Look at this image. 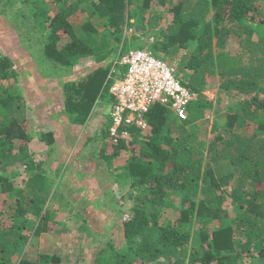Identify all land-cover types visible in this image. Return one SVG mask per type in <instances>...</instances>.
<instances>
[{"label": "trees", "instance_id": "16d2710c", "mask_svg": "<svg viewBox=\"0 0 264 264\" xmlns=\"http://www.w3.org/2000/svg\"><path fill=\"white\" fill-rule=\"evenodd\" d=\"M20 2L33 10L31 21L27 16L23 22L35 37L27 49L42 76L64 80L65 109L74 124H86L99 100L113 101L109 92L112 64L103 63L104 53L98 55L103 35L122 43L124 50L126 29L134 26L147 34L158 32L153 43L133 38L130 46L150 48L168 61L194 45L178 70V76L196 93L188 119L180 121L173 110L156 104L145 115L147 134L129 125L125 127L129 137L114 142L111 118L103 129L100 157L109 163L124 159L116 167L121 169L117 178L128 183L132 205L131 215L122 223V247L107 243L94 264H264V0H142V6L134 0H55L58 11L47 16L38 0H4L0 12L7 16V6ZM154 2L172 15L166 26L163 12L151 9ZM21 4L12 11V18L24 16ZM79 12L88 15L77 29L71 18ZM96 22L109 29L106 35ZM22 36L26 41L30 38L28 31ZM64 36L69 41L61 46ZM233 37L239 42L235 50L229 48ZM92 55L100 64L74 78L78 60ZM16 72L13 58L0 53V78L11 75L17 80ZM215 75L222 78L220 88L243 97L227 113V131L218 132L205 144L198 137L196 123L214 107L205 91ZM27 122L24 95L0 82V193L15 197L14 220L9 226L0 222V264H40L22 256L29 239L22 221L32 214L37 219L35 235L49 230L47 206L52 187L62 177L58 170L59 176L52 178L43 161L26 150L33 139ZM249 124L254 125L253 132L248 131ZM55 138L54 130L40 134V140L48 144ZM18 141L23 145L18 147ZM205 152L210 162L228 160L233 169L218 178L206 164ZM18 165L26 172L24 188L9 176ZM231 177H237L230 191L238 210L233 219L222 208L226 192L218 194ZM172 194L180 199L179 208ZM167 206L178 208L179 215L165 224L160 218ZM214 220L219 224L210 228Z\"/></svg>", "mask_w": 264, "mask_h": 264}, {"label": "rangeland", "instance_id": "374dc122", "mask_svg": "<svg viewBox=\"0 0 264 264\" xmlns=\"http://www.w3.org/2000/svg\"><path fill=\"white\" fill-rule=\"evenodd\" d=\"M2 1L4 0L0 1V9L3 7ZM134 1L136 5L142 6V0ZM20 4L8 5L7 10L10 14L7 16L0 12V53L13 58L14 67L18 73L17 80L10 75L8 79L0 78V82L5 86H12L13 90L22 93L27 100V127L32 131L33 139L27 143L26 150L32 153L37 161H43L45 172L52 178L59 176L58 170L62 171L58 186L52 187L53 196L47 206L50 216L49 230L35 235L34 226L37 219L32 214H28L22 221V231L29 235L22 256L38 261L40 264H94L97 253L105 248L107 243L112 242L116 247H122L124 243L122 223L124 218L131 215L132 203L127 198L129 185L117 178L121 169L116 167L122 166L124 159H113L109 163L108 160L100 157L104 142L103 129L110 123L111 103L100 102L86 124H74L69 121L61 85V81L64 82V80L55 78L51 79V82L50 78L42 76L34 56L27 49L31 39L35 38L33 33L29 34V27L23 23L28 20L27 16L31 21L33 11L31 6L29 8L28 3H22L24 16L11 17L12 11ZM38 5L43 8L45 6L46 16L54 15L58 11L55 0H38ZM151 9L163 12L164 26L171 22L172 15L164 7L154 2ZM87 15L82 12L73 15L71 18L73 25L79 29L86 23ZM96 23L102 34L108 33L109 29L103 22ZM130 29H126V35L123 38V43H126L124 52L132 47L130 45L133 38L153 43L158 34V32L147 34L136 31L134 26L132 32ZM26 31L30 37L27 41L22 39ZM107 36L102 37L103 46L98 55L103 53L106 55L103 63L112 64V69L114 67L112 77L117 78L120 75V69L114 65V61L124 47L122 43L119 44ZM67 41L69 38L64 36L60 45ZM238 45V38L233 37L229 48L235 50ZM193 49L194 45H191L181 50L176 59L170 62L179 70L182 58ZM80 75L73 70L74 78ZM209 79L205 94L213 101L214 107L206 110L203 117L196 123L198 137L205 144L214 139L218 132L224 134L227 131L225 129L227 113L243 97L234 90L220 88L222 82L220 75ZM247 129L253 132L254 125L249 124ZM51 130H54L56 137L52 144L40 140L41 133ZM148 132L149 129L143 131L145 134ZM17 144L18 147L23 145L20 141ZM204 155L206 164L213 167L218 178L226 176L233 169L228 160L210 162L206 152ZM123 157L127 158L128 153L124 152ZM9 176L14 177L18 181V186L24 188L23 180L26 179V172L23 166L13 167ZM236 178L231 177L223 184L222 190L218 191V194L222 191L226 192L222 208L227 211L231 219L235 218L238 211L230 195ZM172 200L179 208L180 199L176 194H172ZM14 203V196H10L9 193H0V212L2 213L0 222L3 226H9L14 220L12 216ZM178 208L165 207L160 218L161 223L175 221L179 215ZM218 224L219 220H214L210 228ZM249 259V257L245 258L246 261Z\"/></svg>", "mask_w": 264, "mask_h": 264}, {"label": "built area", "instance_id": "2783aa9c", "mask_svg": "<svg viewBox=\"0 0 264 264\" xmlns=\"http://www.w3.org/2000/svg\"><path fill=\"white\" fill-rule=\"evenodd\" d=\"M114 65L120 68L119 77H112L114 67L109 75L113 80L109 92L113 98L110 134L114 142L129 137L125 128L129 125L148 130L145 115L156 104L173 110L180 121L188 119L196 93L178 76L172 62L150 48L130 47L120 51Z\"/></svg>", "mask_w": 264, "mask_h": 264}, {"label": "crops", "instance_id": "0c3cea01", "mask_svg": "<svg viewBox=\"0 0 264 264\" xmlns=\"http://www.w3.org/2000/svg\"><path fill=\"white\" fill-rule=\"evenodd\" d=\"M145 42L147 43V41H145ZM98 63H99L98 57L95 55L83 57V58H80L78 60V63L76 64V66L74 68V71H75V73L81 74L80 75V77H81L82 75H85V74H88L89 72H91L93 67ZM50 81L52 82V80H50ZM100 102H102V101L99 100V102H97L96 107L98 106V104Z\"/></svg>", "mask_w": 264, "mask_h": 264}]
</instances>
